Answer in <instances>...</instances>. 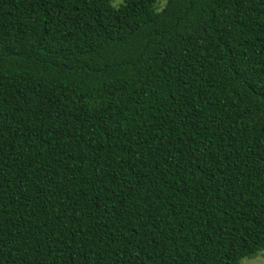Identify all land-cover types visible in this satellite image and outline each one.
Returning a JSON list of instances; mask_svg holds the SVG:
<instances>
[{
  "label": "trees",
  "instance_id": "1",
  "mask_svg": "<svg viewBox=\"0 0 264 264\" xmlns=\"http://www.w3.org/2000/svg\"><path fill=\"white\" fill-rule=\"evenodd\" d=\"M263 250L264 0H0V264Z\"/></svg>",
  "mask_w": 264,
  "mask_h": 264
},
{
  "label": "rangeland",
  "instance_id": "2",
  "mask_svg": "<svg viewBox=\"0 0 264 264\" xmlns=\"http://www.w3.org/2000/svg\"><path fill=\"white\" fill-rule=\"evenodd\" d=\"M122 1L123 0H113L115 4H119ZM242 264H264V250L261 251L258 256L243 258Z\"/></svg>",
  "mask_w": 264,
  "mask_h": 264
}]
</instances>
